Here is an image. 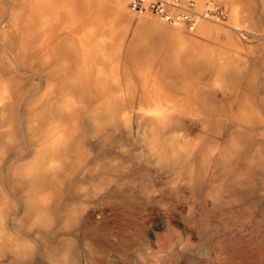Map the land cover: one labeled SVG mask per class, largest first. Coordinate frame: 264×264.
Segmentation results:
<instances>
[{"label":"bare ground","instance_id":"bare-ground-1","mask_svg":"<svg viewBox=\"0 0 264 264\" xmlns=\"http://www.w3.org/2000/svg\"><path fill=\"white\" fill-rule=\"evenodd\" d=\"M91 1L0 0V146L2 143L4 146L11 144L16 137L38 136L34 145L26 144L25 152L16 153L26 156L31 152L28 163L18 164L20 158H16L6 161L7 167L4 165L2 168L5 176L0 183V264H49V242L41 240V248L33 240H28L25 233H31L26 229L36 227L41 215L34 211L33 200H39L43 215L48 218V203L53 198L60 201L64 192H72L69 183L71 173L73 170L81 173L85 169L86 159L77 156L74 151L76 147L72 144L76 134L81 135L82 131H86V128L77 125L81 119L86 122L94 138L100 137L103 132H107V136L119 134L117 137L123 143L115 142V147L120 155L125 156V160L104 163L106 168L102 169L110 172V177L92 174L93 168L86 170L91 182L87 191L91 190L95 195L86 206L71 207L67 215H62V226L71 223L77 235L79 222L87 224L92 213L102 216L105 210V223L117 224L121 230L125 226L126 216L138 212V202L162 207L181 232L186 229L178 213L185 205L193 207L198 214L203 213L207 205L212 210L221 211L229 209L239 193L251 194L250 200L259 202L258 205L264 209V82L262 89L252 90L254 94L249 95L247 91L250 90L238 88L239 81L227 77L231 75V69L235 71L234 74H242L240 70H243L242 65L234 63L236 55L230 53L229 46L237 44L240 37L258 35L252 26L248 5L243 0H220L231 4L228 20L221 22L225 18L205 15V10L213 9L214 4L221 6L219 0H194L195 4L191 0H167L179 6V10L192 6L196 14L192 29L183 22H166L153 14L160 21L175 27L184 25L190 32H195L199 24L197 32L214 40L219 33L227 37L228 42L222 48L214 50L205 47L197 57L216 59L217 77L213 85H226L227 89L220 90L222 95L229 92L234 99L243 103L212 106L192 102L215 99L212 94H200L197 92L199 89L168 90L161 87L149 92L141 91V94L137 89L71 88L79 80L93 81L95 85L103 87L104 84L119 82L120 73L111 68L106 76H102L87 60L88 48L83 47L78 51L75 49L76 42L72 41L78 25L76 3L86 5ZM118 3V9L131 12L132 18H137V21L138 16L152 14L148 11H131L126 0H119ZM172 10L170 12L175 17L180 14L178 10ZM61 11L65 13V21L60 29L69 35L64 49L68 58H64L69 60L71 57V68H76L71 75L60 72L70 67L69 62L60 61L57 55L58 45L63 40L58 41L55 35L47 36V32L43 38L40 37L43 27L48 28L49 23L56 24ZM261 37L264 38V31ZM105 39L110 40L111 35ZM30 53L34 55L29 57ZM34 57L39 63L36 69H31L32 64L28 60ZM117 65L118 61L114 66ZM88 68H91L89 73ZM19 72L36 74L44 88L43 93L38 94L39 90L36 89H23ZM123 75L125 83H131L128 75ZM138 97L149 102L138 105ZM5 153L4 148L0 149V167ZM33 165L42 170L38 176L31 171ZM138 165L143 166L146 172L140 190L135 177ZM14 187L19 190L16 194L12 192ZM9 201L18 205L19 214L15 217L8 216L7 211L12 209ZM51 223L47 222L43 227L48 228ZM166 223V218L159 219L154 228L152 226V231L163 229ZM192 230L196 234L203 231L196 226ZM40 238L48 239L35 232V239ZM65 246L66 251L61 253L63 264H69V260L71 264H90L86 256H75L71 245ZM132 248L125 256L131 263L136 262L138 242ZM101 253L112 264H121L119 255L114 254L116 252L107 249Z\"/></svg>","mask_w":264,"mask_h":264},{"label":"rangeland","instance_id":"rangeland-1","mask_svg":"<svg viewBox=\"0 0 264 264\" xmlns=\"http://www.w3.org/2000/svg\"><path fill=\"white\" fill-rule=\"evenodd\" d=\"M95 1L96 0H92L90 4L88 5L86 4L84 6L85 8H81L82 6L81 4H79V2L76 3L77 12H80L82 14L89 12L88 14L85 15V19L88 16L87 19L81 21L79 25L76 27L75 30L76 33L81 32L84 25H86V22L90 20L91 15H94L99 11L104 12L106 10H109L110 6H113V0H101L96 2ZM129 1L130 0H126V4L128 8H129L128 6ZM191 1H193V3L195 4L194 0ZM243 1L244 4L248 5L247 10L248 12L251 13L252 26L254 30L256 29L255 30L257 32L256 34H258L256 36L259 38H257L256 36L253 37L251 35L250 36L247 35V38L242 37L243 38L242 39L240 37L237 44L229 46L231 48L230 53L236 55L234 58V63L242 65L243 70L242 69L240 70V73L242 74H234L235 71L231 69L230 70L231 75L230 76L228 75L227 77L230 80L239 81V83L237 84L238 88L244 90H250L247 91V94L253 95L254 91L252 90L262 89L264 82V38L261 37V34H263L264 31V17H263L264 1L261 0H243ZM219 4L224 10L227 11V16L225 17L224 20L221 21V22L223 21L226 22L229 18L231 4L228 3L225 4V2L220 0H219ZM194 8L196 9V11L201 12V10H198L197 7ZM147 14L148 16L150 15L149 13ZM59 15H60V19L56 22V24L49 23L48 28L43 27L41 29L40 37L43 38L46 35L45 32H47V36L55 35L56 39L58 38L57 39L58 41L63 40L60 44L63 46L58 45L59 48H57V52L58 51L59 53L61 52L60 54L58 53L57 55L60 56L59 60L62 61L65 60V58H68V54L66 53L67 50L64 49H66L65 40L69 38V35L66 33V31L60 29L65 21V13L61 11ZM134 15L136 16L138 15V13L137 14L134 13ZM198 25L195 33H198L197 32ZM236 35L237 34H235V36ZM226 40L227 37H225L224 40L218 41V36H217L215 41L218 43V45L216 47L222 48L225 45L223 43ZM75 49L79 51L78 45L77 47L75 46ZM79 54L80 52L78 53V55ZM33 55H34L33 53H30L28 56L31 57ZM240 58L242 59L243 62H241ZM70 60L71 57L69 60L68 59L65 60L67 61V63L69 62L70 67L67 68L65 67L66 69L60 71L61 74L65 73L66 75V73H70L71 75L73 71L74 72L76 71L75 67L74 70L71 68ZM28 61L30 62V64H32L30 68L36 69V65H38L37 63H39L37 57L31 58ZM90 70L91 68L87 69L88 73L91 72ZM100 71L102 72V69H100ZM114 72L120 73L118 76L119 82L117 83L114 84L112 83L108 85L104 84L103 87V86L95 85L93 81H92L93 82L92 85L91 81L85 80L81 82V80H79L75 82L73 85H71V88L79 89V90L80 89L93 90L95 88H101V89L105 88V89H113V90L116 89L138 90V76H130V71H125L123 69L121 70L117 69L114 70ZM122 72L123 73L128 72L127 77L130 79L131 83L128 84L125 83V77ZM43 74H47V73L44 72ZM19 75L22 80L21 86L23 89L25 90L36 89L39 90L38 94L43 93L44 88L42 85H40L36 74H31L28 72H19ZM212 77H213L212 75L201 76V80L203 82L205 81L204 83L195 84L191 86H176L175 89L176 90L179 88L196 89V90L199 89L197 92H199L200 94L207 93L215 96V99L205 98L203 100L197 99L195 101H192L194 104H208L215 106V105H227V104L234 105V104L243 103L241 101L234 99L233 94H230L229 92L225 93V95L223 96L222 95L223 93H221L220 90L227 89L228 87L226 85L209 84ZM228 86L237 87L235 85H228ZM65 87L68 86L65 85ZM157 88H161V87H157ZM213 88L216 89L217 91L211 92L212 90H214ZM141 94L138 93V95L140 96ZM141 99L140 97H138V105L147 104V102H149L145 99L143 100ZM251 103L255 104L256 102H251ZM78 121L79 122H77V125L82 127L83 129L86 128L85 129L86 131H82L81 135L76 134V136H74L73 138L74 141H72V144L73 146L76 147L74 151L76 152L77 156L84 157L86 159L85 169L81 173L75 172L74 170L71 173L69 183L72 192H70L69 194L68 192L66 193L64 192L61 194L62 195L61 198H59L60 201L53 198V200L50 203H48L49 212L48 214L46 213V215L48 216L47 222L51 223L52 221V223L50 227L48 228L43 227L42 230L45 232H51L53 229H57V231L53 233V236L51 238H48L47 240L45 238H40V240L47 241L50 243V240L54 239L57 245L69 244L72 247V251H75L73 252L75 256H86L87 260L90 261V264H112L107 258L105 259V257L102 256L101 252L107 249H110L113 253L116 252L114 254H116L117 256L119 255L118 256L120 260L119 263L121 264H129V263L130 264L133 263L134 264H264V209L260 204L258 205L259 202L255 203L250 200L249 197L251 194H249L248 196V194L244 195L237 193L235 195L236 200L233 204L230 205L229 209L225 208L221 211L212 210L210 206L207 205L206 208L204 209V212L198 214L196 213V210L193 207L188 208L189 206L188 207H185L186 205L183 206V208L179 209L178 214L181 216L183 220V224L186 229L185 232H181L180 229H178V227L174 222V219L171 216H167V214L163 212L162 207L154 203L144 204L140 202H138V212H132L126 216V219H124L125 226L122 227L121 230L117 227V224L114 225V224L105 223L106 217H104L103 215L106 216L107 210H105L102 216L96 215V213H92L91 217H89V223L87 224H84V221L79 222L78 226L76 227V229L77 228L80 229L78 235L74 231L75 227L69 229L62 226L63 225L62 215L64 216L67 215L69 208L77 207V206L84 207L88 204L91 197L95 195L91 192V190L87 191L91 182L88 180V172L86 170L93 168L91 170L92 174L100 175V176L101 175L103 176L105 174L103 177H110L111 176L110 172H107L105 169L104 170L102 169V168H106V165L104 163L108 162L109 160L112 163H117L118 161L122 162L123 160H125L124 158L125 156L120 155L118 153L117 147H115L117 146L116 143L117 144L123 143L121 142V138L117 137L119 136V134L107 136L108 135L106 134L107 132H103L100 135V137H97L98 138L97 139L96 137L95 138L92 137V133L88 129L85 121H83L82 119ZM37 138L38 136L31 137L27 135L24 138L16 137V139L7 146H4L2 143L0 149L3 150L4 148L6 153L4 154V159L1 162L0 183L3 181L5 176V171L2 170V168L5 165V162L8 160L11 161V160H15L16 158H20L18 164L28 163L30 161V157L26 161L23 159L25 155L21 156L16 153L25 152L24 148L26 147V144L29 146L34 145L36 143ZM107 138H108L107 141L108 143H106ZM112 146L114 147V149ZM82 167L83 165H81V168ZM98 168L101 169V171L98 170ZM135 177L138 179V190H140L143 184L142 181H144V178L146 177V172L143 166L138 165V171ZM10 182L11 184L14 183V181L11 178H10ZM74 187H77V189L73 190ZM12 192L16 194L19 192V190L18 188L14 187L12 188ZM1 197H2V189L0 188V198ZM13 202L14 201L12 202L9 201V205L12 208L11 211H7L9 217H15L16 215L19 214L17 210L18 205L14 204L16 202L14 203ZM54 207L55 209L53 210ZM262 209H263V213L261 211ZM162 218L167 219V223H166L167 226L165 225L163 229H154V231H152L155 223ZM195 226L198 227L199 230H203L201 234H196L193 232L192 229ZM26 231L31 233L36 232L38 234H41L40 231H37L36 227L32 229L31 228L26 229ZM74 233L76 235H74ZM136 242H138V255H136V260H135L136 262L131 263L126 259L125 256L127 254L126 252L133 250L132 247Z\"/></svg>","mask_w":264,"mask_h":264},{"label":"crops","instance_id":"crops-1","mask_svg":"<svg viewBox=\"0 0 264 264\" xmlns=\"http://www.w3.org/2000/svg\"><path fill=\"white\" fill-rule=\"evenodd\" d=\"M118 2L113 0L109 10L91 15L81 32H75L72 37L79 51L88 48L87 60L93 63L95 70L102 76H106L111 68L130 71V76H138L140 93L157 87L175 90L176 86L201 84L205 82L201 76L207 75L213 76L209 82L213 84L217 77V60L197 57L205 47L217 49L218 43L213 38L190 32L184 25L176 28L153 14L138 16L137 21L131 12L118 9ZM81 6L85 8V5ZM88 13L76 12L78 25ZM109 35L111 39L106 40ZM225 37L219 33L218 41ZM226 42L228 39L223 44ZM117 61L119 65L114 66ZM123 74L128 75V72Z\"/></svg>","mask_w":264,"mask_h":264},{"label":"built area","instance_id":"built-area-1","mask_svg":"<svg viewBox=\"0 0 264 264\" xmlns=\"http://www.w3.org/2000/svg\"><path fill=\"white\" fill-rule=\"evenodd\" d=\"M129 7L131 8V10L138 13L148 11L152 14L159 16L166 22H183V24L187 25L189 29H192L193 25L195 24V13L192 11V6L184 8L185 10H179V6L169 3L167 2V0H132L129 3ZM171 8H173V10H178L180 14H177L175 17L170 12ZM205 15H208L210 17L214 16L217 18H225L226 12L221 6H217L216 4H214L213 9L205 10Z\"/></svg>","mask_w":264,"mask_h":264},{"label":"snow or ice","instance_id":"snow-or-ice-1","mask_svg":"<svg viewBox=\"0 0 264 264\" xmlns=\"http://www.w3.org/2000/svg\"><path fill=\"white\" fill-rule=\"evenodd\" d=\"M31 156V152H29L26 156L23 157L24 160H28L29 157ZM7 167V165H5ZM31 171L35 175H39L40 172L42 171L38 166L33 165ZM23 204H21V211H23ZM33 208L34 211L40 212L41 215L39 217V223L36 225L37 231L41 232V235L46 237V238H51L53 236V233L57 231V229H53L51 232H45L43 231V225L47 223V218L43 215V209L40 207V202L38 199L33 200ZM59 227V225H58ZM66 228H71L72 224L69 223L65 225ZM26 237L28 240H33L36 244L40 245L41 248H43V243L41 240L35 239V232L33 233H25ZM66 251V246L65 245H57L56 241L54 239L50 240V243L48 245V252H49V264H63V257L61 256V253ZM69 264H71V260H69Z\"/></svg>","mask_w":264,"mask_h":264}]
</instances>
